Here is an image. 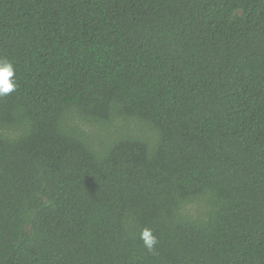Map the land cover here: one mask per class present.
<instances>
[{
    "label": "trees",
    "instance_id": "16d2710c",
    "mask_svg": "<svg viewBox=\"0 0 264 264\" xmlns=\"http://www.w3.org/2000/svg\"><path fill=\"white\" fill-rule=\"evenodd\" d=\"M0 60V264H264V0H0Z\"/></svg>",
    "mask_w": 264,
    "mask_h": 264
},
{
    "label": "clouds",
    "instance_id": "9594fccd",
    "mask_svg": "<svg viewBox=\"0 0 264 264\" xmlns=\"http://www.w3.org/2000/svg\"><path fill=\"white\" fill-rule=\"evenodd\" d=\"M17 88L15 69L7 60H0V96L13 93ZM141 239L149 251H154L158 240L151 229L145 228L141 232Z\"/></svg>",
    "mask_w": 264,
    "mask_h": 264
}]
</instances>
